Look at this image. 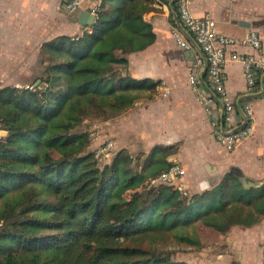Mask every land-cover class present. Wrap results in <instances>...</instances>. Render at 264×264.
<instances>
[{
  "label": "trees",
  "instance_id": "1",
  "mask_svg": "<svg viewBox=\"0 0 264 264\" xmlns=\"http://www.w3.org/2000/svg\"><path fill=\"white\" fill-rule=\"evenodd\" d=\"M154 3L105 0L79 37L43 43L39 84L0 86V264H203L139 240L172 233L191 252L204 246L197 222L227 233L262 219L264 182L245 185L236 166L184 193L150 182L171 167L177 144H157L144 159L123 148L104 165L88 150L79 127L92 108L115 116L157 86L122 70L156 39L144 17Z\"/></svg>",
  "mask_w": 264,
  "mask_h": 264
},
{
  "label": "crops",
  "instance_id": "2",
  "mask_svg": "<svg viewBox=\"0 0 264 264\" xmlns=\"http://www.w3.org/2000/svg\"><path fill=\"white\" fill-rule=\"evenodd\" d=\"M61 1L0 0V46L16 51L8 52L13 57L10 64H28L26 71L36 76L42 69L38 63L45 41L82 31L78 17L87 11V4L70 16L59 8ZM172 4L169 0H155V9L144 17L152 23L156 39L144 49L129 53V64L122 69L123 74L157 82L152 92L146 91L152 96L142 95L128 109L103 120V135L114 140L113 155L125 148L133 156L144 157L157 144H177V152L169 160L182 167L184 187L191 193L211 188L233 166L260 185L264 182V74L259 90L247 94L243 62L229 58L225 65L227 90L236 104L234 118H241L240 107L249 100L254 115L252 134L234 149H228L215 135L216 127L223 121L221 105L216 101L209 112L188 82L190 65L199 49L195 45L185 49L175 38ZM191 6L197 16L212 15L218 32L243 38L254 29L264 45V0H192ZM235 50L254 51L243 44L232 46L229 54ZM166 88L169 92L162 94ZM196 229L204 246L189 252L184 260L203 264H264V215L252 226L236 225L227 233L201 222L196 223Z\"/></svg>",
  "mask_w": 264,
  "mask_h": 264
},
{
  "label": "built area",
  "instance_id": "3",
  "mask_svg": "<svg viewBox=\"0 0 264 264\" xmlns=\"http://www.w3.org/2000/svg\"><path fill=\"white\" fill-rule=\"evenodd\" d=\"M105 0H62L59 8L66 14L75 15L85 4L86 10L97 15ZM173 1L175 13V24L172 27L173 34L178 43L185 49H191L195 45L199 49L190 65L188 82L195 90L198 99L210 112L211 106L216 101L222 107L223 121L216 127L215 135L219 142L228 149H234L237 144L248 138L254 130V115L252 101H246L240 107L241 118L236 120V104L229 94L225 79V65L229 58L239 59L243 62L244 72L247 80L246 93L252 94L259 90V80L264 74V45L259 33L252 29L245 37L240 38L234 35L218 32L216 19L210 15L197 16L192 10V0H169ZM81 32L76 34L79 37L90 25H82ZM247 44L254 51L244 53L239 50L229 54L232 46ZM166 88L162 94H167ZM8 131L0 121V141L3 140ZM115 142L108 138L95 150V156L99 161H109L114 152ZM182 167L173 162L170 168L162 171L151 179L152 184H171L188 193L184 187ZM3 221H0V232Z\"/></svg>",
  "mask_w": 264,
  "mask_h": 264
},
{
  "label": "rangeland",
  "instance_id": "4",
  "mask_svg": "<svg viewBox=\"0 0 264 264\" xmlns=\"http://www.w3.org/2000/svg\"><path fill=\"white\" fill-rule=\"evenodd\" d=\"M21 50H24L21 48ZM13 51L16 54L15 48H6L3 46H0V86L3 85H8V84H27L29 86L30 84H33L39 80L36 79L37 76L40 75L42 69H40L36 76L35 75H29L28 71H26V64H10L9 60L13 59L8 52ZM21 53V52H20ZM14 54V55H15ZM15 58V57H14ZM27 58V57H26ZM1 59L3 61H1ZM38 66H42L43 64L41 62V57L39 59ZM38 70V68H37ZM40 83V82H39ZM38 83V84H39ZM151 91V90H150ZM149 91V92H150ZM146 92V91H145ZM143 92V93H145ZM152 92V91H151ZM143 97L148 98L149 96H152V93L146 92ZM142 97V96H141ZM140 99V98H139ZM91 115H87L85 119L83 120L82 125L79 127L80 130H86L87 132L90 133V138H91V144L88 147V150H93L95 151L96 148L105 140H107L110 137H107V135H103V131L101 130V123L103 120L108 119L113 116L110 111L108 112H103V114H96L95 112H99L97 109L92 108L91 109ZM95 113V114H94ZM112 157L114 156L113 154L111 155ZM111 159V158H110ZM109 159V161H110ZM144 159V157H143ZM142 159V160H143ZM99 161V160H98ZM104 161H99V164L104 165ZM3 221V220H0ZM4 221H3V226H4ZM2 226V227H3ZM139 244L143 245L145 247H152V248H157V249H164L167 251H171L173 258L175 259H183L187 258L189 252L185 251L186 249L182 248V244L175 238V236L172 233H165L162 235V237L158 238H153V237H145L143 241L139 240ZM196 253L194 252L192 254L195 255Z\"/></svg>",
  "mask_w": 264,
  "mask_h": 264
},
{
  "label": "water",
  "instance_id": "5",
  "mask_svg": "<svg viewBox=\"0 0 264 264\" xmlns=\"http://www.w3.org/2000/svg\"><path fill=\"white\" fill-rule=\"evenodd\" d=\"M78 20L79 22L82 24V25H85V24H93L94 20H95V15L93 14H90L88 11H84L79 17H78ZM246 25H249L246 24ZM41 80L39 79L36 84H38ZM35 84V85H36ZM242 178V181L244 182L245 185L249 186V185H256L254 181H251V180H248L244 175L241 177Z\"/></svg>",
  "mask_w": 264,
  "mask_h": 264
}]
</instances>
